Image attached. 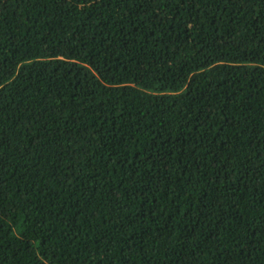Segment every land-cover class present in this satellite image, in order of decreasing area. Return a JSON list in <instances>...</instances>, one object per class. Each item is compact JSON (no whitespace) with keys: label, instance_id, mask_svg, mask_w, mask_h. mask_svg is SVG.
<instances>
[{"label":"trees","instance_id":"1","mask_svg":"<svg viewBox=\"0 0 264 264\" xmlns=\"http://www.w3.org/2000/svg\"><path fill=\"white\" fill-rule=\"evenodd\" d=\"M0 264H264V0H0Z\"/></svg>","mask_w":264,"mask_h":264}]
</instances>
